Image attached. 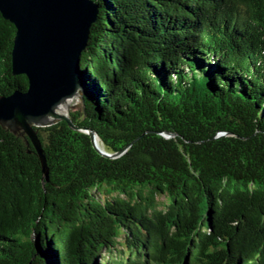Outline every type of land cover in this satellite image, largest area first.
Instances as JSON below:
<instances>
[{"label":"trees","instance_id":"trees-1","mask_svg":"<svg viewBox=\"0 0 264 264\" xmlns=\"http://www.w3.org/2000/svg\"><path fill=\"white\" fill-rule=\"evenodd\" d=\"M97 2L73 119L135 140L39 127L47 179L0 123V264H264V0ZM16 30L0 11V95L28 86Z\"/></svg>","mask_w":264,"mask_h":264},{"label":"water","instance_id":"water-1","mask_svg":"<svg viewBox=\"0 0 264 264\" xmlns=\"http://www.w3.org/2000/svg\"><path fill=\"white\" fill-rule=\"evenodd\" d=\"M0 11L17 28L12 49L13 72L28 78L26 89L0 95V123L30 138L45 177L49 178V169L38 128L60 120L71 129L88 134L102 155L123 154L135 139L121 150L110 152L97 131L73 119V113L86 114L80 61L92 39L93 26L102 15L97 0H0ZM62 106L64 112L60 111ZM161 134L167 138L174 135L167 131ZM96 137L104 149L98 146Z\"/></svg>","mask_w":264,"mask_h":264},{"label":"rangeland","instance_id":"rangeland-1","mask_svg":"<svg viewBox=\"0 0 264 264\" xmlns=\"http://www.w3.org/2000/svg\"><path fill=\"white\" fill-rule=\"evenodd\" d=\"M96 194L102 200H104V198L106 197L105 194L102 193V191L100 193L99 192H96ZM159 199H160V201H165V196L164 195L159 196ZM120 239L124 240V238H120Z\"/></svg>","mask_w":264,"mask_h":264},{"label":"bare ground","instance_id":"bare-ground-1","mask_svg":"<svg viewBox=\"0 0 264 264\" xmlns=\"http://www.w3.org/2000/svg\"><path fill=\"white\" fill-rule=\"evenodd\" d=\"M60 111H61V112H64V111H65V107L62 106V107L60 108ZM96 142H97L98 146H99L101 149H104L103 146L101 145L100 141H99V138H97V137H96Z\"/></svg>","mask_w":264,"mask_h":264}]
</instances>
